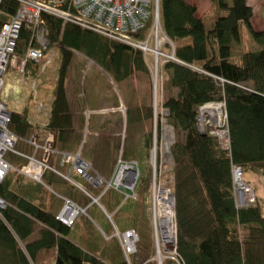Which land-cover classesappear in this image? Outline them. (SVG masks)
I'll return each instance as SVG.
<instances>
[{"label": "trees", "instance_id": "obj_1", "mask_svg": "<svg viewBox=\"0 0 264 264\" xmlns=\"http://www.w3.org/2000/svg\"><path fill=\"white\" fill-rule=\"evenodd\" d=\"M210 2L211 7L200 14L197 5L184 0L160 1L163 29L171 42L165 48L173 50L177 60L169 61L162 71L161 110L167 114L160 118L165 126L172 127L174 141L165 148L170 169H163L164 175L161 170L157 178L162 181L173 177L177 230L176 256L163 257L162 264H264V197L258 193L260 187L254 180L258 174L260 183L264 181V29H253V8L247 0H233L231 4L227 0ZM2 6L6 15L0 17V25L17 13L19 2L4 0ZM43 20L47 49L42 61L48 60L47 54L54 50L61 58L57 68L60 85L45 135L49 132L55 136V150L71 151L81 137L79 141L73 135L75 121L63 82L75 53L103 67L116 82L130 81L136 73L149 75L148 61L153 60L128 45L74 24H64L56 17L45 14ZM242 23L249 27L257 49L239 51ZM149 30L150 25L133 37L145 38ZM31 41L32 30L24 25L17 40L18 57L24 59ZM56 59L57 56L54 63ZM28 68L34 72L33 78L41 71L39 64L32 62ZM219 102L225 105L229 146L209 131L204 136L198 129L200 109ZM145 109L142 120H151L153 105ZM158 116L155 112L157 125ZM9 129L21 139L30 140L35 127L25 111L12 113ZM148 144L151 149V134ZM6 160L15 168L27 162L12 153L7 154ZM236 166L242 169L244 181L251 183L257 195V203L252 206L237 207L232 173ZM148 169L136 187L146 196L151 195L153 187ZM23 177L12 171L0 183V199L6 203L5 209L0 210V264H106L70 240L81 216L66 226L43 202L48 196L53 197L49 189L54 187V179L61 176L46 170L42 184L28 178L26 182ZM112 191L119 192L111 188L105 194ZM136 250V256L147 260L148 254L145 257L140 252V245H136Z\"/></svg>", "mask_w": 264, "mask_h": 264}, {"label": "crops", "instance_id": "obj_2", "mask_svg": "<svg viewBox=\"0 0 264 264\" xmlns=\"http://www.w3.org/2000/svg\"><path fill=\"white\" fill-rule=\"evenodd\" d=\"M184 1L197 5L200 14L205 13L211 7L210 0H203L201 4L195 2V0ZM228 1L230 4L233 3V0ZM247 1L253 8L254 15L251 19L253 29L255 31L263 30L264 0ZM241 49L243 47L239 45L240 52ZM240 52L237 54L239 55ZM54 53L58 61L52 82H48L43 74H40L41 71H37L38 75L36 78H33V75H31L34 72L30 68L23 74V81L28 87L31 80L37 81V97L35 96L34 98L31 89L29 91V89L23 86L20 89L19 84L10 86L8 83L6 84L5 79L1 96L3 103L11 113L27 112L28 121L35 127L33 131L34 135L30 139L37 136L38 142L42 145L50 134L48 132L45 135L46 130L44 128L50 122L56 90L60 85V75L57 68L59 66L58 63H61V58H58L59 53L57 55L55 50ZM76 53L75 56H77ZM83 58L91 60L84 55ZM72 65L63 84L65 95L68 99V107L75 121L73 135L75 139L79 138V141L81 137V141L76 145L77 147L74 150H56L52 160H50L49 166L51 169L49 170L58 174L61 178L54 179V187L49 189L52 190L51 193L54 195L52 198L48 196L49 198H45L43 202L47 203L48 210L56 216L62 214L68 202H72L77 208L85 210V213L78 214V217L81 216V218L75 228L72 229L70 240L87 254L101 259L104 263L120 264L128 259L122 248L121 238L118 235H123L130 231L136 232L139 240H142L141 242L145 244H140V252L145 257L148 254L147 260L146 258L142 260L134 254L131 257L133 264H146L150 261H157L155 259L157 258L156 250L154 249L153 239H151L150 214L152 197L151 195H141L137 191L139 186L138 181L142 174L140 168L144 166L147 170L148 167L145 165V154L141 150L146 147L145 145L150 138V132L144 136V141L148 135L149 138L146 139V144L144 142L143 145L140 144L142 138L140 135L135 140L137 143L133 141L131 144L130 138H127L125 141L121 140L122 132L128 133L130 122L141 126L140 122L142 121V116L145 115V107L150 104L149 100L143 101L141 95L137 94L132 86L129 87L128 83L130 81L116 82L97 63L96 67L86 64L85 70L81 69L83 70L82 72H85L84 79L80 80V83L78 81L74 82V80L69 78ZM15 82L18 83L17 80ZM17 89L20 95H16ZM39 104H42L44 107L42 112L38 111ZM122 106L124 111L120 109ZM36 123L38 124L36 125ZM125 125H127V129H125ZM86 130L90 131V135L88 138L85 136L87 140H84L83 132L85 133ZM152 133L151 131V135ZM98 136L99 138H97ZM28 140L22 138L18 142L17 146L20 147L18 151L41 160L44 154L43 150H36L31 144L27 143ZM63 154H80L83 160L95 169V174L97 176L100 175L107 181H110L116 174L115 162L121 156L120 158L125 164L136 165L138 168V178L135 180V175H133L132 180L128 183L131 187L129 190L123 191L121 188L113 186L112 189L119 191L118 194H115L113 191L105 194L109 189L105 186L91 184L82 178L71 163L63 162ZM155 185L153 183V186ZM127 222L129 223L127 224ZM145 234L147 235V239ZM150 239L152 240V246L146 244L150 243ZM143 250L146 252H143ZM129 264H131V261Z\"/></svg>", "mask_w": 264, "mask_h": 264}, {"label": "built area", "instance_id": "obj_3", "mask_svg": "<svg viewBox=\"0 0 264 264\" xmlns=\"http://www.w3.org/2000/svg\"><path fill=\"white\" fill-rule=\"evenodd\" d=\"M3 1L4 0H0V17L2 15H6L2 6ZM16 1L19 2L17 13L12 17L8 16V20L4 21V23L0 25V183H2L8 176V174L12 171H16L19 174H22L23 176H26L32 180L40 181L44 172L51 169L48 163L49 159H44L43 157L41 160H38L34 156H27L25 154H22L16 149V145L19 142L20 138L9 129V124L11 122V113L1 99L4 79L9 71L16 70V72L25 74L27 71L26 66L29 61L35 64H39L42 62L45 50L47 49V43L44 39V34L39 35V32L42 31L44 24L43 16L45 14L61 18L64 24H76L85 30L92 31L113 41L128 45L135 49H139L144 53L145 57L147 56V60L151 58L150 56L154 55L157 64V57L159 56H161L164 61V58H172L176 60L174 56L165 54V51L167 52L165 46L171 45V42L165 34L160 21L161 0ZM23 25H27L31 28L32 41L24 59H21L16 55V46L18 34L22 30ZM148 25H150V30L147 36L142 40H136L133 36L135 34H138L141 30L147 28ZM166 61L169 62L171 60ZM47 63H50V59ZM32 87L35 88L36 84L34 83ZM219 104L221 105V108L217 107L219 110V117H213L212 115L211 120H208L207 118L204 119L203 127L204 130L209 131L210 134L219 138L225 146H229L230 141L228 136V129H224L222 131L216 129L220 122L221 113L222 124L224 123L223 125L226 126L227 120V116L225 115L224 110L225 105L221 103ZM207 106L204 107L206 109L211 108H208ZM41 107H43V105L39 104V110H41ZM199 117L202 123V117L200 115ZM212 120L215 121V123ZM166 128V132L168 133L169 126H166ZM52 136H50L47 144L43 148L44 151H46L47 155H49L51 152L53 141ZM166 138L167 139L164 148H166L167 144H169L170 142L172 143L170 134H167ZM32 139H34V137H32ZM32 144L36 146V149H38L36 142ZM8 153H12L25 158L26 161L29 162V164L26 166L23 165L21 168L13 167L4 157ZM65 158L67 161L66 163H71L76 172L89 183L96 186H105L107 189L113 187L112 184L104 182L102 178L93 173V167L89 163L84 161L80 154H63V159L65 160ZM156 160L157 157L155 158V163ZM80 162L83 163L80 164ZM120 166H122L121 171L133 169V173L135 171L138 173V168L134 164L132 167L125 163L122 165L120 164ZM232 173L234 183V198L237 207H248L249 204H246L248 200H246L244 197L247 193L251 192V196L253 197L250 201L254 202L255 193L252 192V190L247 184H245V182H243V171L240 167H234L232 169ZM242 186H244V188L242 189L244 190V192L238 191V189ZM116 188L120 187L117 186ZM66 204L67 205L65 206L62 214H60L58 219L63 218V215H65L67 219H64L63 223L67 226H71L76 218H78V214L85 213V210L77 208L72 202H68ZM5 207V201L0 199V210L5 209ZM68 212L70 213L67 214ZM128 235L130 236H127V238H129V240L133 242H130L127 245V249L132 253L134 252V250H136V242L139 240V237L134 231L128 233ZM127 238L125 236V239ZM172 256H176V253Z\"/></svg>", "mask_w": 264, "mask_h": 264}, {"label": "rangeland", "instance_id": "obj_4", "mask_svg": "<svg viewBox=\"0 0 264 264\" xmlns=\"http://www.w3.org/2000/svg\"><path fill=\"white\" fill-rule=\"evenodd\" d=\"M195 2L201 4V3H203V0H195ZM227 2L230 4V2L228 0H227ZM50 16H52V15H50ZM53 17H55V16H53ZM56 18H58V17H56ZM58 19L61 20V18H58ZM160 21H161V25H162L161 15H160ZM68 24H72V23H68ZM74 25H76V24H74ZM141 31H144V30H141ZM240 31H241V40H242L241 47H243V49L246 50V51L257 49L258 45L256 44V42H254V40L252 38L251 31H250L249 27L245 23L241 24ZM42 34H44V32L40 31L39 35H42ZM135 39L136 40H142L144 38L139 39V38L135 37ZM172 48H173V46H172ZM133 49L136 50V51L142 52L139 49H135V48H133ZM172 51L173 50H171V52L167 50V52L165 51V54L166 55H170V56H174V53ZM76 54H77V56H75L74 63H73L72 68L70 69V72H69V78L71 80H74V82L78 81V83H80V80H83L84 76H85V72H82L83 70H85L84 69L85 65L87 64L88 66H95L96 67V63L94 61H92V60L84 59L83 55L81 53H79V52L76 53ZM142 54L144 55L143 52H142ZM47 56L49 57V58L47 57L48 60H46L44 62L42 61L41 63H39L40 69H42L40 74H43V76L47 79L48 82H52L53 79H54L55 70H56V64H57V63H54V61H53V58H54V56H56V54L54 53V51H50L47 54ZM150 57L152 58L153 61H151L152 63L150 61H148L149 62L148 66H151V72L149 73V75L147 74V76H146V75L141 74V73L140 74L136 73L135 75L132 76V78H131L130 82L128 83V85H129V87L132 86L135 89V91L137 92V94L141 95V98H142L143 101L149 100V103H150L149 105H151V103H152L154 115H153L151 120H147V121L146 120H142L140 122L141 126L138 125V124L130 122V125L128 126V133L121 129V131H123L122 134H121L122 135L121 136V140L125 141L127 138L128 139L130 138L131 144L133 143V141H134V143H137V141H135V140L140 135L142 137L141 141H140V144L143 145L144 142L146 144V139L149 138L148 137L149 135H148L145 138V141H144V136H146V134H148L151 131L153 132L152 133V135H153L152 136L153 145H152L151 149H150L148 141H147V144L145 145L146 147H144V149L142 148L141 151H142V153L145 154V165L148 166L147 168H149L148 170H150V171H148V173L150 174L151 179H153V183H155L154 180L158 179L157 180V184L152 187V192H151V197H152L151 207H152V209H151V214H150V223H151V227H152V238L151 239H153V245L155 247L154 249L156 250V255H157V258H155V259H157L158 264H162V258L163 257L167 258V257L172 256L173 254H175V252H176L175 251V248H176L175 245H176V238H177V230H176V222H175V210H174L175 209V200H174V197H173V194H172V189H171V187H172L171 183L173 182V179H172L173 177L170 176L169 179H167V180L166 179H164V180L162 179V181L159 180V178H157V175L161 173V170L164 169L167 172L170 169V167L168 168L169 159L166 157L167 154H166L164 146L166 144V139H167L166 135L167 134L171 135V133L173 132L172 127H169L168 133L166 132L167 128L165 126V122L161 121L162 118H160V117H162V115H164V113H165V115L167 113L166 111L163 112L161 110V102H162V99H163V95H162L161 91H162V86H163L162 83H163V80H164V74L162 75V71H163L164 65H166L168 63L166 60H171V61H177V60H174L172 58H164L165 59V61H164L162 59V57L159 56V57H157V61H158V64H157L156 60L154 58V55L150 56ZM237 57H238V55L235 56L234 60H237L236 59ZM18 58H20V57H18ZM49 59H50V63L52 62L51 64L47 63L49 61ZM28 63H27L26 69H28ZM82 68H83V70H81ZM36 74L38 75V73H36ZM23 77H24L23 74L19 73V72H16V70L9 71L6 74V76H5L6 84L8 83L10 86H16V85L19 84L20 89H21L22 86L27 88V89H29V91L31 89V91L34 94V98H35V96L37 97V89H36L37 81H32V80L30 82L27 81V82H29V87H28V85H26L24 83ZM15 79L17 80L18 83L15 82L16 81ZM34 83L36 84L35 88L32 87V85ZM17 90H16V92H17L16 95H20L19 90L18 91ZM219 103L223 104L222 102H219ZM219 103L212 104V105H209L207 107L208 108L209 107H219V108H221V105ZM120 109L122 111H124L123 106ZM159 109H160V111H159ZM203 109L205 110L206 108L202 107L200 109L199 115L202 117V119H206L207 118L208 120H211L212 119V115L209 113V109L208 110L206 109L207 112H205L204 114L202 113ZM43 110H44V107H41V110H39V107H38V111L39 112H42ZM155 112L158 113V115H159L158 118H160V120L158 122L159 123L158 125H157V122H156V119H155ZM11 117H12V113H11ZM213 122L215 123V121H213ZM38 123H36V125ZM223 124H222V113H221L220 122H219L218 126L216 127V129L219 130V131L220 130L222 131V130L226 129V126L223 125ZM125 129H127V125H125ZM83 135H84V140H87L86 138L89 137L90 131L86 130L85 133L83 132ZM129 135H130V137H128ZM50 136H52L51 133L48 135V137L46 138V141H45V143L43 145L38 142L37 136H34V139H30L29 141H27V143L31 144L35 149H36V146L33 145L32 143L36 142V145L38 146V149H36V150H43V152H44L43 157H44V159L45 158L49 159V161H48L49 164H50V160H52V158H53V155L56 153V150L54 149V145H53L54 141H55V136L54 135L52 136L53 141H52V147H51L50 154L47 155L46 151H44V149H43L44 146L47 144ZM85 136H87V137L85 138ZM99 136L97 138H99ZM172 141H174V138H172ZM155 142H156V144H155ZM162 145H163V148H162ZM120 157L118 158L119 160L117 159V161L115 162V166H116V169H115L116 174L115 175L116 176H118L120 174V172H121L122 166H120V164L121 165L124 164V162H122ZM156 157H157V160H156V163H155V158ZM62 158H63V156H62ZM24 160H26V159L24 158ZM63 162H67L66 158H65V160L63 159ZM28 164H29V162H26L24 164V166H26ZM128 165L132 167V165H130V164H128ZM161 165H162V168L160 169ZM21 167H19V168H21ZM164 170L162 171V174L165 172ZM93 173H95V171ZM141 173H142V176H145L146 171H145L144 166L141 168ZM24 177L23 178L25 179V181L28 182L29 180L26 179L27 177L26 176H24ZM134 177H135V180L138 178V173L136 171H135V176ZM254 180L256 181V183L260 187L258 193H260V195H262L264 197V181H261V183H260L259 180H262V179L260 178V175H258V174H257V177L254 178ZM249 181H250V179H249ZM36 182L42 184L43 183L42 178H41L40 181L36 180ZM243 182H245V184L248 183V182L244 181V177H243ZM250 184L248 183L247 185L252 190V192H254L253 187ZM161 188L169 190L171 192L172 197H173V205H172L173 212L172 213H173V222H174V228H175V240L173 241V243L168 242V244H166L164 246H163V244L161 242V239H160V244H158V242H159L158 239L160 238L159 237L160 233H159V229H158L159 225H158V221H157V215H158V212H159V209H160V206H161L160 205L161 201L160 202L159 201L155 202V198H156V196H158V192H159V190ZM243 188H244V186L240 187L238 189V191H243L244 192V190H242ZM251 194L252 193L249 192L244 197L246 200H248L246 202V204H249V206H252V205L257 203V195H255V201L254 202L250 201V200H252V197H253V196H251ZM246 204H243V205H246ZM263 207H264V203H263ZM128 223L129 222H127V224ZM130 232H133V231H130ZM130 232H126L123 235L122 234L118 235V237L121 238L122 248H123L125 254L127 255L128 259H129V260L128 259L126 260L128 262V264L130 263V261L132 263L131 257L137 252V250H134V252L131 253L127 249V247H128L127 245L130 242H133V241H130L129 238H127V236L128 237L130 236V235H128V233H130ZM125 236H126L127 239H125ZM145 237L147 239V235L146 234H145ZM146 239H144V240H146ZM141 241L142 240H138L136 242V245H138V244L139 245L140 244L145 245ZM146 244L147 245L150 244V246H152V240L150 241V243H146ZM143 252H146V251L143 250ZM160 254H161V256H160ZM50 264H54V263L52 262Z\"/></svg>", "mask_w": 264, "mask_h": 264}, {"label": "bare ground", "instance_id": "obj_5", "mask_svg": "<svg viewBox=\"0 0 264 264\" xmlns=\"http://www.w3.org/2000/svg\"><path fill=\"white\" fill-rule=\"evenodd\" d=\"M20 33H21V31L18 34V39H19ZM205 111H206V109L203 110L202 113L204 114ZM218 111L219 110L217 107L216 108L215 107L209 108V113L211 115H213V117H219ZM204 132H206V130ZM21 140L22 139L20 138L19 141H21ZM16 149H17V145H16ZM4 157L6 158L7 155H5ZM82 163L83 162H80V164H82ZM133 175H134L133 169H129V170H122L120 172L119 176L114 175V177L110 181L105 180L100 175H99V177L102 178V180L104 182L110 183L114 187L119 186L123 191H125V190H129L131 188L130 185H128V183L132 180ZM156 201H159V202L161 201V204H160L161 206H160V209H159V212L157 215V221H158V225H159L158 229H159V233H160V235H159L160 238L158 239L159 240L158 244H160V239H161V242L164 246V245L168 244V242L173 243V241L175 240V228H174L173 213H172L173 212V210H172L173 197L171 195V192L167 189L161 188L158 192V196H156V198H155V202ZM69 213L70 212H68L67 214H69ZM64 219H67V217L65 215H63V218H59V220L62 223H63ZM64 225H66V224H64ZM136 235H137V233H136Z\"/></svg>", "mask_w": 264, "mask_h": 264}, {"label": "water", "instance_id": "obj_6", "mask_svg": "<svg viewBox=\"0 0 264 264\" xmlns=\"http://www.w3.org/2000/svg\"><path fill=\"white\" fill-rule=\"evenodd\" d=\"M200 117H198V129H199V132L202 134V135H207V133L206 132H204L205 130H204V127H203V121H204V119H202V123H201V121H200V119H199Z\"/></svg>", "mask_w": 264, "mask_h": 264}]
</instances>
